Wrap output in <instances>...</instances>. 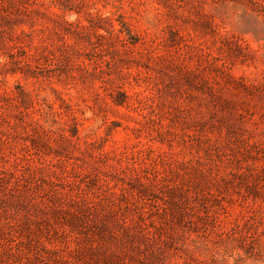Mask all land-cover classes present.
<instances>
[{"label":"rangeland","instance_id":"1","mask_svg":"<svg viewBox=\"0 0 264 264\" xmlns=\"http://www.w3.org/2000/svg\"><path fill=\"white\" fill-rule=\"evenodd\" d=\"M0 264H264V0H0Z\"/></svg>","mask_w":264,"mask_h":264}]
</instances>
